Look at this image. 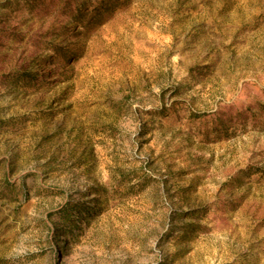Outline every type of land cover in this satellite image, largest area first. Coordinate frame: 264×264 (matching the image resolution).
I'll use <instances>...</instances> for the list:
<instances>
[{
	"label": "rangeland",
	"instance_id": "374dc122",
	"mask_svg": "<svg viewBox=\"0 0 264 264\" xmlns=\"http://www.w3.org/2000/svg\"><path fill=\"white\" fill-rule=\"evenodd\" d=\"M0 264H264V0H0Z\"/></svg>",
	"mask_w": 264,
	"mask_h": 264
}]
</instances>
